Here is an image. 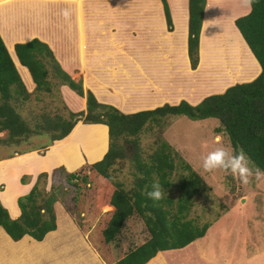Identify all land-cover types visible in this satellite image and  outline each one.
Listing matches in <instances>:
<instances>
[{
    "label": "trees",
    "instance_id": "1",
    "mask_svg": "<svg viewBox=\"0 0 264 264\" xmlns=\"http://www.w3.org/2000/svg\"><path fill=\"white\" fill-rule=\"evenodd\" d=\"M166 30L172 29L167 5L161 0ZM249 12L234 20L243 41L257 61L260 72L247 83L234 84L221 94L203 98L195 106L181 101L153 110L124 115L98 103L92 93L73 81L54 59L48 46L38 39L13 46L15 57L34 85L27 92L0 39V146H19L30 137L47 136L51 145L66 137L77 122L104 125L107 150L102 158L72 172L62 167L39 173L27 194L17 199L19 216L12 220L0 205V228L13 241L28 236L40 242L54 231V203H59L101 264H145L157 252L180 249L201 238L207 224L197 226L188 214L204 188L203 180L187 165L188 173L176 195H170L174 153L160 138L151 153L139 156L138 135L145 124L158 128L172 116L198 121L215 119L226 135L236 162L243 154L264 174V0H248ZM205 0H187V58L190 70L198 63V39ZM65 86L84 98V110L35 115L32 126L17 112L34 96H58ZM122 164L134 167L131 187L124 189L113 173ZM60 177V181L56 179ZM21 182H24L22 177ZM61 182H64L65 187ZM71 189L68 195L67 191Z\"/></svg>",
    "mask_w": 264,
    "mask_h": 264
},
{
    "label": "crops",
    "instance_id": "2",
    "mask_svg": "<svg viewBox=\"0 0 264 264\" xmlns=\"http://www.w3.org/2000/svg\"><path fill=\"white\" fill-rule=\"evenodd\" d=\"M164 1L172 26L169 32L161 0H0V39L27 92L34 85L19 65L13 46L35 38L48 46L60 69L73 81H80L98 103L124 115L181 101L195 106L205 98L200 97L201 78L206 84L215 80L223 85L257 77L260 67L234 26L235 19L249 12L248 0H205L194 70L189 68L186 49L187 0ZM223 9L229 17L235 15L230 18L237 32L231 30L230 34L245 44L251 60L242 66L241 58L231 59L223 51L222 67L204 69L202 41L215 37L212 32L224 22ZM78 98L80 102L72 96L69 103L60 100L75 113L84 110V98ZM83 130H96L99 138L95 143L82 141ZM2 135L5 133L0 138ZM44 145L12 150L0 157V205L12 220L19 216L17 199L28 193L39 173L50 174L59 167L72 172L99 161L107 150V128L77 122L66 137L42 148ZM22 177L26 178L23 184ZM53 210L56 227L40 242L28 236L13 242L0 228V264H57L68 247L64 256L69 264H101L64 208L54 203ZM206 231L198 238L201 243L196 239L183 248L157 252L145 264H264V248H255L250 255L233 256V248L222 249L220 255L209 253Z\"/></svg>",
    "mask_w": 264,
    "mask_h": 264
},
{
    "label": "rangeland",
    "instance_id": "3",
    "mask_svg": "<svg viewBox=\"0 0 264 264\" xmlns=\"http://www.w3.org/2000/svg\"><path fill=\"white\" fill-rule=\"evenodd\" d=\"M224 9L221 10V14L223 17L226 16L228 20L222 17L224 21L222 26L218 31L212 32L215 37L212 36L211 41L206 38L202 41L200 55L203 53L204 69H207L209 65L222 67L225 62L222 60L223 51L227 52L231 59L241 58L242 66L247 60H251L243 47L244 43L230 34L231 30L236 31L230 18L235 15L229 17ZM205 81L204 78L200 79L202 84L200 97L221 93L225 88L238 83L234 81L229 84L218 85L215 80H210L209 84H206ZM242 82L249 81L242 80ZM61 88V94L58 90L59 98L54 93L44 95V97L34 95L30 99V103L18 106L17 112L24 117L30 126H32L35 115L41 113L58 114L66 117L67 111L63 109L62 101L69 103V96L75 98L77 102H80V99L67 87ZM75 108L77 106L70 108V110L73 111ZM160 137L174 153L175 168L170 178L173 184L170 195L177 194L180 182L187 176L188 172L182 168L183 165H187L203 180L204 188L195 198L197 201L191 208L188 218L193 220L197 226L207 224L204 238H207L206 244H208L209 253L220 255L223 254L222 249L230 250L233 248V256L244 253L250 255L255 251V248L263 249L264 174L260 173L241 153L236 162L233 161L232 149L219 123L212 118L192 121L184 116H172L166 120L162 128L161 126L158 128L154 123L145 124L138 135V152L142 160L147 159L146 157L151 153L153 142ZM98 138L99 134L96 130L81 131L80 139L82 141L95 143V139ZM47 142V136H34L17 147L0 146V157L7 155L12 150L27 151V149ZM120 167L113 173L114 180L121 181L124 189H128L133 180L134 167L126 164H122ZM24 179L26 178L24 177ZM57 180L60 181V177ZM61 183L67 187L64 182ZM70 193L71 189H68L67 194ZM196 242L201 243V240L198 239ZM69 250L68 247L65 253L60 254L61 249H58L59 258L60 256L63 257L58 258L57 264L70 263L69 258L64 256L69 253Z\"/></svg>",
    "mask_w": 264,
    "mask_h": 264
}]
</instances>
